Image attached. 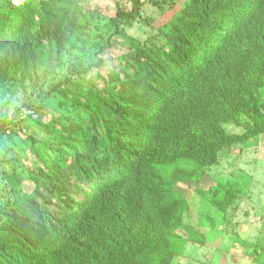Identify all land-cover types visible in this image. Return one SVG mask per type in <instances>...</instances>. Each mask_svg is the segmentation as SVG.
Returning <instances> with one entry per match:
<instances>
[{
  "label": "trees",
  "instance_id": "16d2710c",
  "mask_svg": "<svg viewBox=\"0 0 264 264\" xmlns=\"http://www.w3.org/2000/svg\"><path fill=\"white\" fill-rule=\"evenodd\" d=\"M145 1L159 8L168 1L161 16L173 12L153 26L150 46L129 39L116 70L89 64L52 89L75 97L76 80L91 71L101 82L75 97L92 115L88 130L59 113L41 120L60 147L49 164L29 170L27 185L17 181L20 196L0 225V264H171L188 209L172 191L187 176L175 165L190 161L201 171L219 151L264 135V0H116L115 30ZM97 3L0 0V49L11 33L19 38L51 20L50 35L59 38L77 17L100 14ZM53 46L40 45L32 68L42 75L60 52ZM240 117L250 122L246 130L227 133ZM10 131L0 113V138ZM167 166L175 167L170 175ZM235 194H225L224 208Z\"/></svg>",
  "mask_w": 264,
  "mask_h": 264
},
{
  "label": "rangeland",
  "instance_id": "374dc122",
  "mask_svg": "<svg viewBox=\"0 0 264 264\" xmlns=\"http://www.w3.org/2000/svg\"><path fill=\"white\" fill-rule=\"evenodd\" d=\"M22 1L12 0L14 4ZM115 1L96 0L100 14L77 17L73 27L56 32L59 38L50 35L51 20L27 26L19 38H13L11 33L9 43H2L0 113L8 120L11 131L0 138V225L20 196L17 181L27 185L31 179L29 170L49 164L53 149L60 147L41 120L50 113H59L63 119L73 117L88 130L92 115L77 108L75 102L77 95L84 97L101 84L94 71L116 70L129 39L150 46L152 38L158 36L153 26H162L173 13L161 16L168 1L161 2V8L145 1L130 23L124 22L115 30L110 22ZM51 40L54 48L55 43L61 45L60 52L42 75L32 67L41 61L40 45L45 48ZM89 64L98 65L97 69L76 80V98L65 95V87L63 92L52 90L70 72ZM259 95L264 102V87ZM41 105L45 111L38 109ZM34 110L37 112L31 114ZM239 121L240 125H225V131L243 133L250 122L244 117ZM175 167L187 176L172 191L188 209L182 215L183 228L176 231L182 250L171 264H264V135L219 151L217 163L201 171L190 161ZM175 167L167 166L163 172L170 175ZM230 191H236L235 201L224 208L223 198Z\"/></svg>",
  "mask_w": 264,
  "mask_h": 264
}]
</instances>
